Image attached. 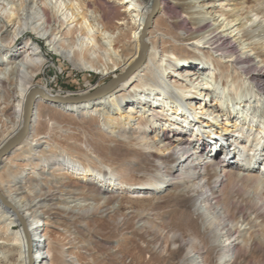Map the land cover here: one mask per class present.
I'll list each match as a JSON object with an SVG mask.
<instances>
[{"label": "bare ground", "instance_id": "1", "mask_svg": "<svg viewBox=\"0 0 264 264\" xmlns=\"http://www.w3.org/2000/svg\"><path fill=\"white\" fill-rule=\"evenodd\" d=\"M28 32L114 79L55 91ZM30 93L0 159V264H82L55 254L49 215L100 207L129 264H264V0H0V149Z\"/></svg>", "mask_w": 264, "mask_h": 264}, {"label": "rangeland", "instance_id": "2", "mask_svg": "<svg viewBox=\"0 0 264 264\" xmlns=\"http://www.w3.org/2000/svg\"><path fill=\"white\" fill-rule=\"evenodd\" d=\"M106 1V0H101ZM111 1V0H109ZM122 10V8H120ZM113 21H116L113 19ZM25 36H31L35 40L38 39L35 35L31 33H26ZM39 44L44 49L46 53H48V61L46 65L44 66L43 71L40 74L39 81L40 82H48L51 85L52 89H55V91H58L61 89L63 90V94H67V92L76 93V91H80L86 87V81L89 79L90 82L93 83V86L91 88H94L98 81L102 78H106L104 80V83L110 82V80L114 79L111 76H101L99 74L89 73L85 74L83 71H78L72 68L69 62L60 59L59 56L55 55L51 51L47 50L45 48V44L43 40L38 39ZM96 58L98 59V53H96ZM102 59H104L102 57ZM3 65L2 67H4ZM8 74V73H7ZM95 76L97 78H91L90 76ZM101 84L100 86H102ZM99 86V84H98ZM74 91V92H73ZM213 101V100H212ZM133 122L136 125V120H133ZM219 123H225V121H219ZM225 125V124H223ZM103 127V125H102ZM105 132H108L109 129L104 126L103 127ZM200 157H197L193 160V163L197 165V162L199 161ZM13 163H11V171H14L15 165H19L18 167L23 168L20 165H24L25 163H28L24 159H17L13 160ZM29 166H26L25 169H19L16 171H22L25 170L26 172L30 171L31 169H35L34 167L30 166V170L28 169ZM27 168V169H26ZM40 170V168H38ZM180 170V166H175L173 173H176ZM51 171V170H49ZM55 173L58 174L57 171ZM50 180L51 175L44 174L45 176ZM140 175V173H137V177ZM45 179H39L40 182L46 184V186L49 185L50 181ZM39 181L33 180L32 181V194L34 195H40L43 190H39L38 184ZM10 183L8 182L7 185ZM11 185V184H10ZM19 185V184H18ZM37 185V187H36ZM6 187V184L4 185ZM62 189L65 190H71V189H77L76 187H65ZM77 191H80V188L78 187ZM37 193V194H36ZM61 193V192H60ZM59 192H56V195L60 197H67L68 195L73 194H65L61 195ZM55 195V196H56ZM121 199V201H123ZM79 201V200H78ZM88 201V200H87ZM82 202V201H81ZM120 202V199H119ZM48 204V203H47ZM46 204H44L45 206ZM48 206H45L44 208L41 207L40 209H46ZM105 207H100L99 210L94 212L91 216L83 217L81 219L82 221H79V218H77L78 214L73 212H61L63 216L59 217V219L52 218L51 215L49 218V224L46 225V229L44 232L48 236L51 237L53 240V250L56 252L60 249V247H68L74 244V249L79 253L82 261V264H129L131 262V258L128 254L121 255V250L124 246V241L121 239L119 230L113 226L110 222H114L116 217L118 215L111 214L110 217H108L110 214L105 215ZM47 211L46 213H48ZM111 213V212H109ZM72 215V217H70ZM43 226H41L42 228ZM243 228V226H242ZM11 235V234H9ZM2 241V240H0ZM140 246H144L143 242H137ZM65 245V246H64ZM81 245V246H80ZM5 252H7L6 246L3 247ZM36 250V247L33 248V251ZM9 253V252H8ZM7 253V254H8ZM1 255V252H0ZM146 260H149V254L143 255ZM56 259H60L57 253Z\"/></svg>", "mask_w": 264, "mask_h": 264}, {"label": "water", "instance_id": "3", "mask_svg": "<svg viewBox=\"0 0 264 264\" xmlns=\"http://www.w3.org/2000/svg\"><path fill=\"white\" fill-rule=\"evenodd\" d=\"M153 15V13L150 14L149 19L151 18V16ZM33 93H30L29 95H27L25 101H24V108H23V123H22V128L20 129L19 133L16 135V137L12 140H10L7 144H5L1 149H0V159L9 152V150L11 149V147L23 136H25V134L28 131V127H29V122H30V118H31V112H32V104H33ZM90 95H87V97H89ZM81 98H86V97H81ZM50 100L54 99V100H58L61 102H72V101H76L80 98H61V97H55V98H49ZM0 198L4 199L1 192H0ZM29 247L28 250L29 252L31 251V245L30 242L28 243ZM32 258H30L31 260ZM32 262V260H31Z\"/></svg>", "mask_w": 264, "mask_h": 264}]
</instances>
